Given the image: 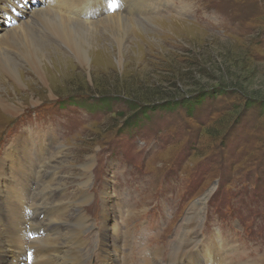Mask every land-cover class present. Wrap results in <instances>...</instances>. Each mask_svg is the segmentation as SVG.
Masks as SVG:
<instances>
[{"label": "rangeland", "instance_id": "obj_1", "mask_svg": "<svg viewBox=\"0 0 264 264\" xmlns=\"http://www.w3.org/2000/svg\"><path fill=\"white\" fill-rule=\"evenodd\" d=\"M20 1L8 0L10 11L36 4ZM89 1L97 15L81 19L116 13L145 28L127 30L118 52L98 25L86 63L58 45L64 55L47 57L42 74L6 51L19 58L20 82L4 76L0 95L19 112L0 107V171L10 175L5 153L26 141L37 164L27 196L43 194L49 211L32 209L48 235L28 250L49 246L51 264H71L81 227L77 264H101L104 232L117 264H168L185 236L203 264H264V0H131L122 13ZM11 20L0 13V26Z\"/></svg>", "mask_w": 264, "mask_h": 264}, {"label": "bare ground", "instance_id": "obj_2", "mask_svg": "<svg viewBox=\"0 0 264 264\" xmlns=\"http://www.w3.org/2000/svg\"><path fill=\"white\" fill-rule=\"evenodd\" d=\"M35 1L36 4L30 10L19 13V15L14 9L10 11V6H7L8 0H0V13L3 12L4 15L10 16L15 20L9 21L7 26H0V82L4 79V76L9 77L16 83L20 82L19 67H21V65L19 64V58L26 63L32 72L42 74L41 64L47 57L54 58L56 54L57 56L64 55L56 48L58 45L63 46L65 50L70 52L79 62L86 63L88 58L86 46H89L90 42H94V40L91 39L92 37L99 39L98 37L102 34V32L97 29V27H99L98 25L105 31H110L108 34L110 37L114 38L116 43L112 45V47L117 49L118 52L125 48L123 41L125 34H127V30L132 27H136L137 30L145 28L142 26V20H130L116 13L98 19H81L80 16H82L84 10L85 12H89L93 9V16L97 15L93 6H90L91 3L89 0ZM155 1L156 6L159 0ZM18 2L21 3L22 1L18 0ZM150 2H154V0H143V4L145 5H148ZM173 19H175L178 25L185 23V21L181 19ZM155 20L156 19H148L147 22L150 23ZM50 39L58 41L59 44L55 42L52 43ZM102 47L104 48L105 44H103ZM8 49H14L20 57L14 58L8 56L6 52ZM49 51L53 54H50ZM52 97V95L49 96V98ZM37 102L38 101H33L32 104ZM0 107L13 116L19 112L18 108H13L8 102L4 101L1 95ZM42 143L44 144V142ZM39 145L40 143H37L36 147L38 148ZM5 160L8 162V170H10L11 173L10 175H5L3 174L4 170L0 171V178L2 179L0 183V264H51L52 250L49 246L37 244L38 247L43 248H39L36 251H29L27 247L28 239H30L29 243H31L33 240L36 241L38 238L45 237L43 235H48V233H45L41 228L42 226H44L43 228L47 226L45 227V224L42 225L41 221L34 220L33 214L31 216L32 209L35 208L36 210L41 208L40 210L45 209V212H49L47 209L48 206L42 204V201L40 202L43 194L36 193L27 196V193L32 191V179L30 178L33 177V170L37 169V164L35 165V160L27 149V142L21 141V143L18 144L17 142L16 145L14 144V146H11L5 153ZM89 167L90 165L87 162L83 165L82 169L87 171ZM26 183L29 185V188H27ZM41 186L42 189L46 190L47 186L43 183ZM204 200H206V195H203L195 202L196 212H198ZM78 209L79 208H77V211ZM28 210L29 212H27ZM21 212L27 213L26 215L29 218L26 221L18 219V214ZM106 218V222L108 223L106 229L108 230L110 223L114 220H111L112 217L109 213H105L104 219ZM81 219L83 220L82 225L84 227L86 217L83 213L78 214V220L81 221ZM37 222H40L41 226L36 225L35 223ZM77 222L78 221H76V223ZM80 228L75 232L73 239L77 245L69 248L71 252H68V256L73 255L74 257L71 259V264H77L80 254V248H78V246H81L82 242L77 238L80 234ZM74 230H76V228ZM107 234H110L114 241L118 239V234L120 236V232L116 229V224H112L111 231ZM104 235L105 232L101 234V243L99 244L100 247L103 248V254L100 256L101 264H117V262H121L120 256H117V251H119L118 246L115 242L110 246L111 244H108V241L105 239L106 235L105 237ZM49 236L51 235L49 234ZM48 242H52V238ZM19 246L24 248V250H20ZM29 246L31 247V245ZM190 246H193L192 248L196 250H194V253L197 252V260H194V257H192L193 254H190V256H188L189 254L186 255L187 249ZM207 252H209V250L205 251L203 256L207 255ZM54 256L55 255H53V257ZM63 256L65 255L63 254ZM27 257H29L30 262ZM173 257V261H170L168 264H203L202 257L199 256V250L194 242L187 236L182 239L180 244H177L173 251ZM56 258L57 257L54 259ZM61 260L62 258H57L58 262ZM123 264H126V262Z\"/></svg>", "mask_w": 264, "mask_h": 264}, {"label": "trees", "instance_id": "obj_3", "mask_svg": "<svg viewBox=\"0 0 264 264\" xmlns=\"http://www.w3.org/2000/svg\"><path fill=\"white\" fill-rule=\"evenodd\" d=\"M127 102H128L129 104L131 103V101H130V100H128ZM175 104H176V103H175ZM177 104H181V105H183V104H184V102L182 101L181 103H177ZM133 105H134V104H133ZM166 105L168 106V105H169V103H167Z\"/></svg>", "mask_w": 264, "mask_h": 264}]
</instances>
